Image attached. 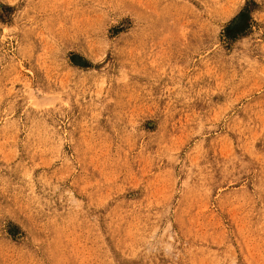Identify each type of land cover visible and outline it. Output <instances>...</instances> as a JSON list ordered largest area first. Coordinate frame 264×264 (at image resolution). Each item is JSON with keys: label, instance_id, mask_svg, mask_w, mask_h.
<instances>
[{"label": "rangeland", "instance_id": "rangeland-1", "mask_svg": "<svg viewBox=\"0 0 264 264\" xmlns=\"http://www.w3.org/2000/svg\"><path fill=\"white\" fill-rule=\"evenodd\" d=\"M0 264H264V0H0Z\"/></svg>", "mask_w": 264, "mask_h": 264}, {"label": "bare ground", "instance_id": "bare-ground-1", "mask_svg": "<svg viewBox=\"0 0 264 264\" xmlns=\"http://www.w3.org/2000/svg\"><path fill=\"white\" fill-rule=\"evenodd\" d=\"M77 10V9H76Z\"/></svg>", "mask_w": 264, "mask_h": 264}]
</instances>
